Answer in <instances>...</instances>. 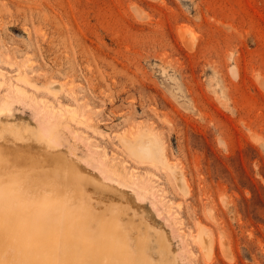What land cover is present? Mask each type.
<instances>
[{
    "label": "rangeland",
    "instance_id": "rangeland-1",
    "mask_svg": "<svg viewBox=\"0 0 264 264\" xmlns=\"http://www.w3.org/2000/svg\"><path fill=\"white\" fill-rule=\"evenodd\" d=\"M0 87L6 166L66 157L92 228L116 222L134 259L264 264V0H0Z\"/></svg>",
    "mask_w": 264,
    "mask_h": 264
},
{
    "label": "bare ground",
    "instance_id": "bare-ground-1",
    "mask_svg": "<svg viewBox=\"0 0 264 264\" xmlns=\"http://www.w3.org/2000/svg\"><path fill=\"white\" fill-rule=\"evenodd\" d=\"M134 12L140 13L136 7H134ZM185 40L187 43H192L189 37ZM12 82L14 83V81ZM10 88L18 91L17 86H10ZM7 93L9 94V92ZM7 98L9 97L7 96ZM42 105L45 111L39 109L43 114L45 112L48 115L47 121L56 117L60 118L64 113L68 114L70 119L75 118L74 110L62 107L61 111L49 99H42ZM38 107H40L39 104ZM39 121L40 119L38 123ZM44 121L47 123L46 119ZM43 124H40L41 130L44 127ZM48 124L45 127L48 128ZM47 142L49 141L47 140ZM129 146L130 150L135 152L146 149L152 157L168 162L165 154H158L155 148L152 150L151 143L143 142L139 145L134 143ZM47 153H49L48 155L52 154V152ZM56 154L60 157L59 153ZM34 155L37 157L36 159L40 157L37 154ZM48 155H44V159ZM23 156L21 160L18 158V161L20 160L22 163L18 164L21 167L18 166L17 169L9 168L13 164L6 166L5 163L8 159L0 158V264H87L83 262L84 259L97 256L102 258L101 264H158L142 249H140L141 252L137 259L130 256L129 253L132 252L130 238L124 232H119L121 236L118 239L116 222L101 221L96 230L92 228L91 212L89 208L88 210L83 208V203L86 201L82 200L84 189L81 184L83 178L79 172L80 169L78 170L74 164L65 160L66 157L63 156L64 159L61 157L57 160L56 156L58 162H52L56 165H53V168H45L46 160H41L44 156L39 158L41 161L34 159L35 156L29 154ZM13 162L15 164V160ZM179 177L181 176H178V179ZM21 190L26 194L31 193L26 201L21 195ZM66 191H69V194L67 193L69 197H74L73 201L77 202L71 207L61 208L62 203H75L66 198L67 194H64ZM64 195L66 196L64 197ZM56 209H61V211L55 212ZM58 215L61 216L59 219ZM95 234L101 235L103 239L111 237L110 241L114 240V242L111 241L113 244L120 240L125 243L121 248L107 249V245L101 243L105 240H97ZM198 235L205 251L210 252L212 241L202 237L200 231H198Z\"/></svg>",
    "mask_w": 264,
    "mask_h": 264
}]
</instances>
